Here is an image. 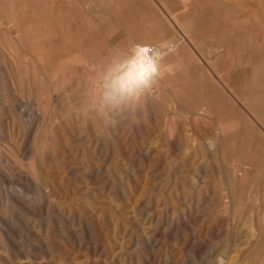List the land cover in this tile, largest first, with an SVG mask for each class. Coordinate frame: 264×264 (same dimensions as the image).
<instances>
[{
    "label": "rangeland",
    "instance_id": "374dc122",
    "mask_svg": "<svg viewBox=\"0 0 264 264\" xmlns=\"http://www.w3.org/2000/svg\"><path fill=\"white\" fill-rule=\"evenodd\" d=\"M46 18L95 69L125 30L191 45L160 95L104 115L83 65L43 80ZM0 60V264H264V0H0Z\"/></svg>",
    "mask_w": 264,
    "mask_h": 264
},
{
    "label": "clouds",
    "instance_id": "9594fccd",
    "mask_svg": "<svg viewBox=\"0 0 264 264\" xmlns=\"http://www.w3.org/2000/svg\"><path fill=\"white\" fill-rule=\"evenodd\" d=\"M180 46L178 39L169 38L159 41V46L154 42L133 41L126 48L113 49L103 80L93 92L101 114L140 106L160 81L175 73L176 65L169 63L168 58Z\"/></svg>",
    "mask_w": 264,
    "mask_h": 264
},
{
    "label": "bare ground",
    "instance_id": "6f19581e",
    "mask_svg": "<svg viewBox=\"0 0 264 264\" xmlns=\"http://www.w3.org/2000/svg\"><path fill=\"white\" fill-rule=\"evenodd\" d=\"M157 0H155V2H156ZM160 2H161V0H159ZM17 2V1H16ZM20 2V1H19ZM43 2H44V4H45V7H48L49 8V3L51 2V0H43ZM154 3V2H153ZM155 4V3H154ZM161 4V3H160ZM162 4H164V2H162ZM131 5H133V3L131 4ZM33 6V5H32ZM62 6V5H61ZM165 6V5H164ZM254 6V5H253ZM37 7V6H36ZM35 7V8H36ZM101 7V6H100ZM162 7V6H161ZM41 8V7H40ZM99 8V7H98ZM21 9V8H20ZM196 10H198L197 8H196ZM22 11V10H21ZM192 11V10H191ZM24 12H26V11H24ZM88 12V11H87ZM185 14H186V12H185ZM188 15H190V13H187ZM194 13H193V11H192V13H191V15H193ZM68 16V15H67ZM93 16V15H92ZM6 17V16H5ZM146 17H149V16H146ZM172 17L175 19V15H172ZM178 17V16H177ZM182 17V16H181ZM190 17V16H189ZM12 18V16L10 17V19ZM150 18V17H149ZM148 18V19H149ZM8 19H9V17H8ZM7 18L6 19H4V21L5 20H7L8 22H9V20H8ZM147 19V20H148ZM179 19H180V14H179ZM184 19H186V18H184ZM183 19V20H184ZM189 19V18H188ZM142 20V19H141ZM144 20H146L145 19V17H144ZM143 20V21H144ZM146 20V21H147ZM181 20V19H180ZM11 21H12V19H11ZM62 21V20H61ZM44 22H45V29H44V33H43V35L41 36V46H42V52H41V57H42V62L44 63V65L46 66L45 67V70H44V72L42 73V78H43V80H45L46 82H49V81H52V80H54V79H57L60 75H62L63 73H64V66H65V64H67L68 62H75V63H79V64H81V65H83V67H84V69L86 70V71H88V73L90 74L89 76H90V84H89V87H90V91L92 92V94H91V96H90V104L88 105V107H86L85 109H90V110H92L93 108L95 109V108H98V100L97 99H95L94 98V96H93V92H94V89H95V87H96V85L97 84H99V83H101L102 82V80H103V76H104V74H105V72H106V70H107V67H108V65H109V63H107L105 66H103V65H99L96 69L93 67L94 65H92V62L91 61H80V60H78V55L77 54H70V53H68L66 50L65 51H62V50H57L56 49V46L55 47H53V44H54V39H55V35H53L52 34V32H51V29H50V27H49V25H50V20L48 19V18H46L45 20H44ZM148 22V21H147ZM150 22V21H149ZM173 22H175V21H173ZM178 22V21H177ZM60 23V22H59ZM70 24V23H69ZM144 24V23H143ZM174 24V23H173ZM30 25V24H29ZM101 25V24H100ZM37 26V25H36ZM64 26V25H63ZM68 26V25H67ZM66 26V27H67ZM193 26H195V25H193ZM7 27V26H6ZM30 27H31V25H30ZM173 27V26H172ZM32 28V27H31ZM35 28V27H34ZM180 28V27H179ZM120 29V28H119ZM34 30H36V29H34ZM121 30V29H120ZM120 30H119V32H120ZM177 30H180V29H177ZM182 30V29H181ZM7 31V30H6ZM31 31V33H32V29L30 30ZM113 31H114V29H113ZM183 31V30H182ZM109 32V31H108ZM35 33H36V31H35ZM34 33V34H35ZM115 33H116V31H115ZM124 33H126V36H127V38L129 39V44L131 43V42H133V41H135V42H137V43H141V42H152L151 41V39H149L150 38V34H147V32H146V34L145 33H142L140 30H137V29H135V30H132V31H128V30H125L124 31ZM183 33V32H182ZM210 33V32H209ZM71 34V33H70ZM108 34V33H107ZM29 36H31V34L29 33ZM40 36V35H39ZM115 36V35H114ZM118 36V35H117ZM123 36V35H122ZM57 37V36H56ZM120 37V36H119ZM180 37V36H179ZM36 38H37V35H36ZM63 38V37H62ZM110 38H112V37H110ZM30 39H31V37H30ZM77 40V39H76ZM180 42H181V46H180V48H179V50H178V52L175 54V55H173V56H171V57H169L168 58V62L169 63H172V64H174V65H176V70H175V73L173 74V75H169V76H166L165 77V79H163L162 81H160V83L155 87V89H154V91H153V93L151 94V95H149V96H147L146 98H145V100L142 102V103H144L146 100H151V99H154V97L155 96H158V95H160L161 94V92L163 91V89H164V87L165 86H171L172 85V83L174 82V80L177 78V76H178V69L180 68L179 66H180V64L178 65V61H177V59H178V57H179V54H180V51L183 49V48H185L186 47V45H188V46H190L191 45V41H190V37L188 36V35H185L184 34V38H182V35H181V39H178ZM112 41H114V40H112ZM204 41V40H203ZM61 42L62 41H60V44H61ZM113 43V42H112ZM155 44H156V46H159V41L158 42H154ZM83 44V43H82ZM17 45V44H16ZM75 45V44H74ZM9 46V45H8ZM15 46V45H14ZM201 46V45H200ZM26 47H27V45H26ZM53 47V48H52ZM193 47V46H192ZM220 47V46H219ZM223 47V46H222ZM27 48H29V46L27 47ZM124 48H126V47H124ZM203 48V47H202ZM121 49H123V48H121ZM224 49V48H223ZM218 50V49H217ZM196 51V50H195ZM13 52V51H12ZM21 52V51H20ZM80 52V51H79ZM222 52V51H221ZM200 53V52H199ZM207 53V52H206ZM16 54V53H15ZM94 54H95V52H94ZM98 53H96L95 55H97ZM201 54V53H200ZM199 54V55H200ZM199 57V56H198ZM202 58V57H201ZM209 58V57H208ZM66 59H68V60H71V61H64V60H66ZM203 59V58H202ZM201 59V60H202ZM213 59V58H212ZM204 60V59H203ZM203 60H202V62H203ZM205 61V60H204ZM0 62H1V60H0ZM20 63V62H19ZM72 64V63H71ZM207 64V63H206ZM1 65H4V64H1ZM90 65H92V66H90ZM208 65V64H207ZM21 66V65H20ZM3 67H5V66H3ZM2 67V68H3ZM51 67H53V69L51 68ZM209 67V66H208ZM90 68H91V70H90ZM6 69V68H5ZM67 69H69V68H67ZM209 70V69H208ZM251 71V70H250ZM212 72V71H211ZM214 72V71H213ZM219 72V71H218ZM252 72H254V71H252ZM8 73V72H7ZM255 73V72H254ZM215 74V73H214ZM232 74H233V72H232ZM31 75V74H30ZM218 75V74H217ZM216 76V75H215ZM7 77H9V76H7ZM213 77V76H212ZM211 77V78H212ZM227 77V76H226ZM60 78V77H59ZM63 78V77H62ZM234 78V77H233ZM214 79V77L212 78V80ZM10 80V79H9ZM60 80V79H59ZM220 80V79H219ZM228 80V79H227ZM240 80V79H239ZM12 81V80H11ZM56 81H58V80H56ZM53 82V81H52ZM60 82V81H59ZM54 83V82H53ZM52 83V84H53ZM60 83H62V82H60ZM58 84V83H57ZM224 84V83H223ZM217 85V84H216ZM60 86H61V84H60ZM64 86H66V85H64ZM222 86V85H221ZM225 86V85H224ZM57 87H58V85H57ZM57 87H55V88H57ZM63 87V86H62ZM62 87H59L60 89L62 88ZM219 87V86H218ZM81 88V87H80ZM229 88V87H228ZM58 89V88H57ZM60 89H58V90H60ZM68 89H69V87H68ZM82 90V89H81ZM232 90V89H231ZM39 91V90H38ZM66 91V90H65ZM219 91H220V93L222 94V95H224V98H226V100L228 101V103H232L233 104V100H234V95L235 94H233V92H231L229 89H216V91H214V92H212V97L216 100H214V102L213 103H217L218 104V102L220 103V101H219V95H218V93H219ZM76 92V91H75ZM89 93V92H88ZM41 96V95H40ZM236 96V95H235ZM262 96V95H261ZM69 97V96H68ZM65 99V98H64ZM173 99V98H172ZM221 99V98H220ZM8 100V99H7ZM222 100V99H221ZM176 101V100H175ZM235 101V100H234ZM239 101V100H238ZM3 102H5V101H3ZM39 102V101H38ZM150 102H152V101H150ZM149 102V103H150ZM241 102V101H240ZM175 103V102H174ZM173 103V104H174ZM212 103V104H213ZM216 103H215V105H216ZM3 104H5V103H3ZM58 104V103H57ZM63 104V103H62ZM153 104V103H152ZM212 104H210V103H206V105L208 106V109L206 110V113L205 114H202L203 116H205V117H208L209 118V115H211V114H214V112H216V110L214 111V108H215V106H213ZM242 104V103H241ZM37 105V104H36ZM8 106V105H7ZM57 106V105H56ZM61 106V105H60ZM2 107V106H1ZM37 107V106H36ZM43 107H45V106H43ZM59 107V106H58ZM243 107H245V106H243ZM53 108V107H52ZM67 108V107H66ZM81 108V107H80ZM185 108V107H184ZM237 108V107H236ZM35 109H37V108H35ZM48 109V108H47ZM84 109V110H85ZM195 109V108H194ZM251 109V108H250ZM82 110V109H81ZM218 110V109H217ZM240 110V109H239ZM48 111V110H47ZM99 111V110H98ZM153 111H154V109H153ZM160 111V110H159ZM220 111V110H219ZM120 112V111H119ZM185 112V111H184ZM223 112V111H222ZM75 113H77V112H75ZM84 113V112H83ZM150 113V112H149ZM219 113V112H218ZM221 113V112H220ZM4 114V113H3ZM48 114V113H47ZM53 114V113H52ZM61 114V113H60ZM201 114V113H200ZM249 114H250V112H249ZM253 114V113H252ZM66 115V114H65ZM120 116V115H119ZM122 116V115H121ZM153 116V115H152ZM163 116V115H162ZM251 116V115H250ZM60 117V116H59ZM140 117V116H139ZM154 117V116H153ZM164 117V116H163ZM120 118V117H119ZM76 119H78L77 117H76ZM164 119H165V117H164ZM50 120V119H49ZM153 120H155V119H153ZM65 121V120H64ZM56 122V121H55ZM109 122V121H108ZM112 122V121H111ZM154 122H156V121H154ZM168 122V121H167ZM260 123V122H259ZM66 124V123H65ZM105 124V123H104ZM110 124V123H109ZM224 124V123H223ZM174 125V124H173ZM234 125V123H232V118L230 117V116H228L227 117V122H226V124L225 125H222L221 123L220 124H218V126H219V129L221 130V132H223V133H225L226 131H232L233 130V126ZM109 126V125H108ZM89 127V126H88ZM91 127V126H90ZM111 127V126H110ZM133 127V126H132ZM138 127V126H137ZM140 127V126H139ZM261 127V126H260ZM134 128V127H133ZM112 129V128H111ZM113 129H114V127H113ZM112 129V130H113ZM138 129H140V128H138ZM94 130V129H93ZM148 130V129H147ZM263 130V129H262ZM137 131V130H136ZM193 131V130H192ZM98 131H96V133H97ZM217 132H219V131H217ZM3 133V132H2ZM95 133V132H94ZM189 133V132H188ZM154 135H157L156 133L154 134ZM262 135H264V134H262ZM224 136V135H223ZM102 137V136H101ZM153 137V136H152ZM221 137V136H220ZM237 137V136H236ZM192 138V137H191ZM232 138V137H231ZM193 139V138H192ZM151 140V139H150ZM235 140V139H234ZM152 141V140H151ZM251 141V140H250ZM158 142L157 141H155V144H157ZM263 143H264V141H263V139L262 140H260V141H257L256 142V145H255V153L256 154H261L262 155V153H263V149H264V147H263ZM208 146H209V148H215L216 147V145H217V143H216V140H214V139H208L207 140V143H206ZM8 145V144H7ZM2 147V146H1ZM152 149V148H151ZM157 149V148H156ZM3 150V149H2ZM220 150V149H219ZM154 151H156V150H154ZM154 151H152V150H147V154H150V153H152V152H154ZM187 151H191V149L190 150H187ZM143 153V152H142ZM155 153V152H154ZM229 153V152H228ZM146 153H145V155H147ZM148 156V155H147ZM151 156V155H150ZM155 156H157V155H155ZM215 156H217V155H215ZM195 158V157H194ZM203 158V157H202ZM214 158H216V157H214ZM233 158V157H232ZM219 159V158H218ZM222 159V158H221ZM230 164V163H229ZM22 165V164H21ZM232 166H233V163H232ZM22 167V166H21ZM235 170V169H234ZM249 175V174H248ZM256 177V176H255ZM200 181V180H199ZM258 183V182H257ZM261 183V182H260ZM259 185V184H258ZM255 187V186H254ZM22 196V195H21ZM19 200V199H18ZM251 207V206H250ZM254 209H256V208H254ZM256 219H258V218H256ZM253 221V220H252ZM258 221H259V219H258ZM255 222V221H254ZM250 223H252V222H250ZM264 224V223H263ZM252 225V224H251ZM262 226V225H261ZM34 227V226H33ZM258 229V228H257ZM35 231H36V229H35ZM252 231H253V229H252ZM39 232V231H38ZM38 232H36V233H38ZM257 232V231H256ZM41 233H39V235H40ZM253 235V234H252ZM260 235V234H259ZM255 236V235H254ZM43 237V236H42ZM33 241H34V239H33ZM257 241V240H256ZM254 243V242H253ZM255 245V244H254ZM35 257V256H34ZM35 258H37V256L35 257ZM39 259H41V258H39ZM21 260H24V259H21ZM42 260V259H41ZM36 261V260H35ZM29 262H31V261H29ZM28 262V263H29ZM229 264V263H228Z\"/></svg>",
    "mask_w": 264,
    "mask_h": 264
}]
</instances>
